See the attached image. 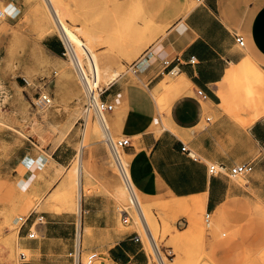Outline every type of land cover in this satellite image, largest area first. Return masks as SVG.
<instances>
[{
  "label": "rangeland",
  "instance_id": "1",
  "mask_svg": "<svg viewBox=\"0 0 264 264\" xmlns=\"http://www.w3.org/2000/svg\"><path fill=\"white\" fill-rule=\"evenodd\" d=\"M8 1L11 0H0V264H22L21 251L28 254L29 262L34 257V252L22 244L21 222L16 223L17 218H25L33 210L70 211L76 215L81 192V203L95 193L114 201L115 210H105V216L114 215L116 228L120 230L139 231L148 264H214L210 257L213 241L228 233L229 225L238 223L240 216L232 209L207 216L206 207L194 209L177 205L195 200L194 196L182 197L183 200L163 193L148 197L136 187L132 203L134 195L119 174L106 142L107 128L102 122L105 129L98 125L101 119L95 113L87 115L85 112L84 86L71 59L51 53L43 45L47 36L60 41L63 37L59 28L61 22L57 19L56 24L53 20L49 0H21L22 7L16 13L8 11ZM52 3L64 26L79 35L95 57L102 73L98 84L106 89L116 82L120 87L121 98L112 102L114 108L106 114L112 136L115 139L128 137L121 132L122 118L128 113H140L137 108L143 103L144 94L152 109L151 123L161 121L158 130L169 126L171 107L183 91L167 84L178 76L179 70L166 71L159 82L149 84L147 75L132 67L177 20L173 16H158L163 9L161 0H52ZM197 3L193 1L194 5ZM172 5L173 1L167 2L166 9ZM76 50L86 68H93L85 49ZM239 66L241 72L228 78L230 88L247 91L248 95L256 97L261 107L264 105V72L248 60L234 69ZM160 71L163 72V67ZM114 72L119 75L108 84ZM40 93L52 98L45 108L35 104ZM169 100L172 103H168ZM59 145L70 161L64 166H57L51 159ZM121 155L133 181L130 156L125 149H121ZM41 156L49 157L51 162L41 165L38 178H47L48 188L46 193L40 194L32 191V186H25L24 179L16 173L25 172V168L17 164ZM139 197L142 205L138 204L140 199H136ZM125 214H128L129 225L123 223ZM141 218L146 221L142 222ZM91 237L84 239L83 250L81 240L78 241L80 256L77 259L84 263L87 254L95 250L87 249V245H97ZM67 264H74V258ZM106 264L114 263L107 260ZM245 264H264V249L248 253Z\"/></svg>",
  "mask_w": 264,
  "mask_h": 264
},
{
  "label": "crops",
  "instance_id": "2",
  "mask_svg": "<svg viewBox=\"0 0 264 264\" xmlns=\"http://www.w3.org/2000/svg\"><path fill=\"white\" fill-rule=\"evenodd\" d=\"M170 1L173 5L166 9ZM193 1L161 0L163 9L158 16L177 20L150 49L154 57L141 64L149 84L162 79L164 58L173 59L178 72L189 78V88L171 107L169 126L158 130L157 124L162 126V122L151 123L152 109L144 94L137 108L140 113L125 115L121 132L130 138L125 152L130 156L134 185L142 194L204 195L210 215L232 209L240 216L238 223L229 225L228 233L213 241L210 257L214 264H245L248 253L264 249V105L258 107L256 97L245 90L231 89L228 78L240 73L242 67H234L247 60L264 72V0H196V5ZM6 5L16 13L22 1L11 0ZM238 35L244 37V45L237 41ZM43 45L62 55L58 38L47 36ZM193 56L196 63L192 64ZM120 92L114 82L103 97L115 102L121 98ZM51 159L57 165L70 163L60 145ZM51 159L41 156L20 162L17 167L25 172L17 171L16 176L24 179L25 186H32V191L46 193L48 179L38 176L41 165ZM244 163H251L253 171L230 174L232 167ZM212 164L223 169L213 174L209 171ZM105 210H115V203L101 193L85 197L76 215L33 210L20 229L22 244L34 252L28 264H67L79 239L83 250L89 236L97 245L89 244L87 249L105 250L98 252L114 264H148L139 231L116 228L115 216H105ZM40 215L45 222L37 226L39 236L27 239L25 233Z\"/></svg>",
  "mask_w": 264,
  "mask_h": 264
},
{
  "label": "built area",
  "instance_id": "3",
  "mask_svg": "<svg viewBox=\"0 0 264 264\" xmlns=\"http://www.w3.org/2000/svg\"><path fill=\"white\" fill-rule=\"evenodd\" d=\"M62 33L61 37V43L63 46L62 55L65 57H69L77 71V73L80 76V79L83 83L84 90H85V98H84V108L87 115L90 113H95L97 118L100 120L105 121L106 114L111 112L114 108V104L107 99L103 97V94L105 93L106 89L101 87L98 84V74L95 69V67L91 69H87L84 65L83 61L81 60L77 50L76 46L68 39L63 26L59 27ZM237 41L240 43V45L245 44V39L242 35H238L236 37ZM143 58L135 62L132 67L135 71L142 70V62L143 61H149L152 57H154L153 52L148 49L142 56ZM190 63H196V58L193 56L190 58ZM174 60L170 58H164L162 61V67L163 72L168 71V73H173L177 66L173 65ZM93 65V64H92ZM198 93L202 95L203 97H206V94L199 90ZM52 101V98L48 94L40 93L38 97L36 98L35 104L40 108H45L48 105H50ZM106 142L112 152L113 159L115 162V165L119 171V174L121 175L124 183L128 187L129 191L132 195L135 196V185L134 182L131 180L130 175L128 173L127 166L122 158L121 155V149H125L127 146L131 144L129 137H123L115 139L110 132L107 133L106 136ZM223 169L222 166H218L216 164H212L209 167V171L211 173H216ZM254 169L253 165L251 163H244V164H238L235 165L230 169V174L233 176L237 175H243L252 172ZM207 216H210L209 213H207ZM28 217H22L20 216L17 218L16 223L21 222L20 229L22 226L26 223ZM45 222L44 215H40L37 217L36 221L32 223V225L28 228V231L25 233V237L27 239H35L39 236L38 234V225H41ZM123 223L128 225L130 223L128 214L124 215ZM136 240H140V235H136ZM72 257L74 258V264H106L107 259L105 254L98 252V251H90L87 254L85 263L81 261V259H77V256L79 255V252L77 250H74V253ZM20 261L22 264H28V254L24 251L20 252Z\"/></svg>",
  "mask_w": 264,
  "mask_h": 264
},
{
  "label": "bare ground",
  "instance_id": "4",
  "mask_svg": "<svg viewBox=\"0 0 264 264\" xmlns=\"http://www.w3.org/2000/svg\"><path fill=\"white\" fill-rule=\"evenodd\" d=\"M51 2V3H50ZM49 4L51 5H49L51 8L53 7V10L52 9H49L50 11L52 10V11H54L55 12V14H54V12L52 13L51 12V15L53 16V20L55 21V22H57L56 20L58 19V22H61V26H63V28H64V31H65V33H66V35H67V37H68V39L76 46V48H83V49H85V51L88 53V55H89V57H90V59H91V62H92V64H93V67H95V69H96V71H97V76H100V79H101V76H102V73H101V69H100V67L98 66V64H96V61H95V57L87 50V48L85 47V44L83 43V41L79 38V35H77V34H75V32H73L71 29H69L68 27L66 28V26H64V23L62 22V20H60V17H59V15H58V11L56 10V8L54 7V5H53V3H52V0H49ZM47 5H48V3H47ZM48 6V7H49ZM194 7V6H193ZM57 17V18H56ZM51 20H52V17H51ZM60 20V21H59ZM54 21H52V22H54ZM58 22L56 23V24H58ZM54 24V23H53ZM52 25V24H51ZM59 26V25H58ZM81 46V47H80ZM80 51H81V49H79ZM77 52H78V50H77ZM82 52V51H81ZM80 53V52H79ZM36 55V54H35ZM37 55H38V53H37ZM37 55H36V57H37ZM42 60V59H41ZM91 64V63H90ZM91 66V65H90ZM62 68V67H61ZM63 69V68H62ZM59 70H61V69H59ZM60 72V71H59ZM26 73V72H25ZM115 74L114 75H112V77H111V80H107V83L109 84V83H111L119 74V72L118 73H116V72H114ZM178 73V76L177 77H174V78H172L171 80H169V84H167V86L169 85V86H174V87H176L177 89H179V90H181V91H186L187 90V88L189 87V78L184 74V73H179V72H177ZM23 75H25V74H23ZM27 75V74H26ZM29 75V74H28ZM30 76V75H29ZM27 77V76H26ZM110 78V77H109ZM166 78H167V76H166ZM99 80V79H98ZM102 80V79H101ZM31 81V80H30ZM100 81V80H99ZM98 81V82H99ZM28 82V81H27ZM101 82V81H100ZM161 85V84H160ZM195 87V86H194ZM167 89V88H166ZM165 89V90H166ZM171 89V88H170ZM173 89V88H172ZM190 89H191V87H190ZM168 91H170V90H168ZM192 90H190V92H191ZM21 92V91H20ZM155 92V91H154ZM179 92V91H178ZM182 92V93H183ZM181 93V92H180ZM185 93V92H184ZM19 94V93H18ZM21 94V93H20ZM154 94V93H153ZM176 94V93H175ZM154 96H155V94H154ZM173 96H176V95H173ZM19 97V96H18ZM21 97V96H20ZM156 97V96H155ZM178 97V96H177ZM176 98V97H175ZM155 100H156V98H155ZM159 100V99H158ZM172 100V99H171ZM171 100H169L168 101V103L169 102H171ZM173 100H174V97H173ZM172 100V101H173ZM161 101V100H160ZM158 103V102H157ZM161 104H162V102H160ZM167 103V102H166ZM165 103V104H166ZM172 103V102H171ZM167 105V104H166ZM169 105V104H168ZM167 105V106H168ZM160 106V105H159ZM158 106V107H159ZM164 108H165V106H163ZM160 109H162V107L160 108ZM167 109H168V107H167ZM166 109V110H167ZM164 113H166V112H164ZM167 113H169V111H167ZM162 115H164V114H162ZM167 117V116H166ZM163 118H165L164 116H163ZM164 120V119H163ZM98 122V121H97ZM102 122V124H104L105 125V128H107L106 130L109 132V128H108V125H107V121H106V117H105V121H104V123H103V121L101 120L99 123H98V125H100L101 126V128H104V127H102L103 125L102 124H100ZM158 122H156V124H157ZM158 125V124H157ZM160 125V124H159ZM164 125V124H163ZM93 126V125H92ZM166 126V125H165ZM104 128V129H105ZM93 129V128H92ZM104 129H103V131H104ZM102 130V129H101ZM105 132V131H104ZM103 132V133H104ZM107 132V133H108ZM105 134H106V132H105ZM106 136H107V134H106ZM58 166V165H57ZM54 168H55V166H54ZM66 180H67V178L66 179H64L63 180V182L65 183L66 182ZM129 190V189H128ZM124 191V190H123ZM80 193V192H79ZM136 193V192H135ZM168 193L170 194V195H172V197L174 196V197H176V195L175 194H173L172 192H170V191H168ZM167 193V194H168ZM137 194V193H136ZM135 194V195H136ZM132 195V194H131ZM131 197V196H130ZM133 197L135 198V196H132V199H131V202L133 203ZM137 197H138V195H137ZM195 197V200H193V201H190V202H182V203H180V204H177V205H180V206H190V207H192V208H194V209H197L198 207H202V208H205L206 207V203H205V197H204V195H196V196H194ZM177 198V197H176ZM191 198V197H190ZM136 199H140V203H138L139 205H142V202H141V198L139 197V198H136ZM135 199V200H136ZM182 199V198H181ZM134 200V201H135ZM183 200V199H182ZM181 201V200H180ZM185 201V200H184ZM138 202V201H137ZM132 203H130V204H132ZM135 203V202H134ZM133 205V204H132ZM132 205H129V206H132ZM135 205V204H134ZM139 205H138V207H139ZM80 207H81V194H80V196H79V198H78V204H77V208H78V212L80 211ZM137 206H135V208H137V209H139ZM134 208V209H135ZM139 211V210H138ZM141 216V215H140ZM143 218H144V216H142ZM143 218H141L142 219V222H143V220H145V219H143ZM146 221V220H145ZM144 221V222H145ZM147 223V222H146ZM145 225V224H144ZM148 230V229H147ZM149 231H150V229H149ZM152 232V231H151ZM17 235V234H16ZM153 235V234H152ZM18 236V235H17ZM17 239V238H16ZM16 242V241H15Z\"/></svg>",
  "mask_w": 264,
  "mask_h": 264
}]
</instances>
